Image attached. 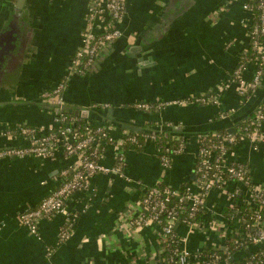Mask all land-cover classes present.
Wrapping results in <instances>:
<instances>
[{
	"label": "crops",
	"instance_id": "crops-1",
	"mask_svg": "<svg viewBox=\"0 0 264 264\" xmlns=\"http://www.w3.org/2000/svg\"><path fill=\"white\" fill-rule=\"evenodd\" d=\"M249 1L126 0L122 37L101 50L92 72L79 75L71 65L82 46L88 0H0L1 42L15 37L17 45L0 66V129L27 125L49 132L57 127V108L43 94L66 80L64 97L71 112L109 128L112 142L104 144L102 163L115 167L122 153L125 160L122 175L98 174L70 197L67 205L77 216L73 236L62 241L63 215L42 219L36 234L20 224L19 215L57 189L61 170L72 167L76 158L62 151L53 157H0V264H153L161 251L156 232L129 225L142 212L141 190L161 183L173 188L190 184L198 162L197 135L231 125L226 113L235 120L245 118L264 98L260 88L243 100L232 82L249 43L243 11ZM106 21L100 18L95 29ZM253 72L249 65L245 76ZM7 73L14 74L12 80ZM193 96L213 101L152 110L134 107ZM217 113L224 115L216 119ZM150 124L183 128L185 148L172 156L169 168L153 140L146 139L141 150L126 144L130 132L148 133ZM26 143L0 138V149ZM228 158L247 164L253 182L264 183V144L255 148L243 137ZM231 189L211 193L204 219H219L234 234L240 222L227 218ZM241 193L242 203L247 195ZM179 232L186 235L187 229L180 226ZM226 245L214 233H198L189 247L196 251ZM254 249L237 251L232 261H243Z\"/></svg>",
	"mask_w": 264,
	"mask_h": 264
},
{
	"label": "built area",
	"instance_id": "built-area-1",
	"mask_svg": "<svg viewBox=\"0 0 264 264\" xmlns=\"http://www.w3.org/2000/svg\"><path fill=\"white\" fill-rule=\"evenodd\" d=\"M244 20L248 28L249 43L243 49L240 61L236 67L232 82L238 85V93L243 100H249L250 94L256 93L264 85V0H250L243 4ZM219 14L221 11H218ZM126 14V0H88V14L86 17V28L83 31L82 46L76 51L71 65L72 73L85 75L93 68L101 50L108 44L113 43L123 35L122 22ZM106 17V23L95 29L97 21ZM254 66V72L247 78L248 66ZM67 81H61L56 88L43 94L46 100L60 110L55 118V128L49 132L27 125H17L0 129V138H22L27 143L24 146L14 145L0 149V157H53L62 151L65 155L76 158L72 167L60 172V186L48 194L37 206L22 212L19 215L20 224L29 227L31 232L37 233L39 222L42 219L51 218L55 215H63L65 223L60 230L62 241L73 236V220L77 216L67 203L71 196L83 191L89 186L92 178L98 174L115 173L122 175L125 160L123 153L119 155L115 167H108L102 163L104 144L111 143L112 137L108 126L92 124L85 120V125L80 124L82 117L67 118L62 112L66 108L64 91ZM193 99V100H190ZM211 98L204 96L186 97L175 101H161L155 105L149 103H136L134 107L143 110L161 109L171 105L182 103L212 102ZM235 110L232 109L231 113ZM69 123L63 126L64 121ZM251 125L253 129L242 136L252 141L255 148L264 144V110L259 109ZM251 126V127H252ZM170 127V124H168ZM146 139L155 142V136L146 134ZM198 159L197 179L188 184V187L180 198L179 203L190 205L188 218L179 220L182 212L180 205L169 206L171 195H177L178 189L166 187L163 190L157 187H146L141 190L140 206L142 212L131 218L130 226L139 231L144 227L154 229L161 243L160 254L157 255L153 264H166L163 256L168 251L170 260L176 264H227L232 260L234 254L249 246L255 249L236 264H264V183L253 182L249 166L245 163L232 161L228 158L237 141L236 136L231 133L221 137L220 143L206 147L201 135H197ZM126 141L131 145H140L135 135L127 136ZM135 147V146H134ZM185 148L182 144L172 151L171 156L162 155L161 161L165 168H169L174 154L181 153ZM218 150V153H214ZM158 152V151H157ZM160 154V152H158ZM230 205L235 208L236 196L245 191L247 199L244 211L235 209L232 214L228 213L229 221L238 220L240 228L237 232L229 234L228 227L219 219L206 223L203 215L201 221L195 220L198 211L205 212L207 200L213 191L228 190ZM241 203V201H239ZM140 211V210H138ZM185 227L187 234L179 232V227ZM232 230V229H231ZM216 234L220 241L226 240L225 248L212 247L209 249L192 250L191 238L198 234ZM209 237V236H208ZM225 253V257L222 253ZM223 253V254H224Z\"/></svg>",
	"mask_w": 264,
	"mask_h": 264
},
{
	"label": "trees",
	"instance_id": "trees-1",
	"mask_svg": "<svg viewBox=\"0 0 264 264\" xmlns=\"http://www.w3.org/2000/svg\"><path fill=\"white\" fill-rule=\"evenodd\" d=\"M260 94L264 95V85L261 87V91L259 92ZM256 94V93H254ZM253 94H250L249 96H252ZM193 100V99H190ZM194 104L200 105L203 104L201 102H194ZM56 110V107H54ZM262 109L264 110V98L258 103L257 107L251 112L249 113L245 118L243 119H239V120H235V118L232 116V114L226 113L227 116H230L232 118V124L227 126V127H223V128H219L213 131H209V132H204L198 135H201V139L204 140L203 142L205 143L206 147H210L211 145L220 143L221 137L224 136L225 134L231 133L234 136H236L237 141H239L241 139L242 136L248 134L252 129L253 126L251 125V122L256 114V112ZM62 114H65L67 116V118L70 117H81L76 115L75 113L71 112L70 108L67 107L65 110L62 112ZM222 115H224L223 113H217L216 114V119H218L219 117H221ZM80 124L85 125V120L83 118H80ZM69 119H67L66 121H64L63 126L67 125L69 123ZM172 126V125H171ZM252 126V127H251ZM59 128H54L53 130H58ZM149 134L154 135L155 136V145L157 148V151L160 152L159 157L162 158V155H169L171 156L172 151L174 149L179 148L182 144H186V137L184 134V131H175L173 127H168V126H160L158 124H150L148 127V130H146ZM146 132H141V133H136V132H130L128 136H132L135 135L137 137V139L139 140V142L142 144V146L140 145H134L135 149L141 150L144 146V142L146 140V134H148ZM126 144H130L128 141H126ZM5 148V147H3ZM214 153H218V150H215ZM199 165V159L197 162V166L195 168V171L193 173V179L192 181H195L197 179V167ZM188 182L184 181L181 183V185L179 187H177L178 189V193L177 195H171L170 199H169V206H175V205H180V209H181V213L179 215V220H182L184 218H188L190 215V205L188 203H179L180 198L183 196V194L185 193L187 187H188ZM152 187H157L159 189H164V188H168L167 185L161 183V184H155ZM171 189V187H169ZM141 195L143 196L144 194L141 193ZM241 198H243V193H239L236 196L235 199V203L236 206L233 209L229 208V213H233L235 212V209H239L241 210L243 213H245V218L249 219V214L247 212L244 211L245 209V204L243 203H239V201H241ZM203 215L204 212L203 211H198L195 214V220L196 221H201L203 219ZM222 253V255L225 257V253L220 251ZM224 253V254H223ZM165 260H166V264H176L174 261L170 260V254L167 252H165L163 254ZM227 264H236L234 261L229 260L226 261Z\"/></svg>",
	"mask_w": 264,
	"mask_h": 264
},
{
	"label": "water",
	"instance_id": "water-1",
	"mask_svg": "<svg viewBox=\"0 0 264 264\" xmlns=\"http://www.w3.org/2000/svg\"><path fill=\"white\" fill-rule=\"evenodd\" d=\"M3 40V39H2ZM13 41V42H12ZM12 42V43H11ZM16 42V38L15 37H13L10 41H8L7 42V44H9V49L8 50H6L5 52H0V62H5V59H4V57H3V55L5 56V57H8V56H10V53L12 52V51H14V50H16V47H17V45L16 44H14ZM3 45H4V43L3 42H1V39H0V48H2L3 47ZM97 62H96V64L93 66V68H95L96 66H97ZM93 68L90 70V72H92L93 71ZM56 112L57 113H59L60 112V110L59 109H57L56 110ZM81 114H82V116L84 117V118H89V113H88V111H83V112H81ZM126 128L127 129H129V130H133V131H137V130H139V129H135V128H132V127H129V126H126ZM182 127H175L174 128V130L175 131H182Z\"/></svg>",
	"mask_w": 264,
	"mask_h": 264
},
{
	"label": "flooded vegetation",
	"instance_id": "flooded-vegetation-1",
	"mask_svg": "<svg viewBox=\"0 0 264 264\" xmlns=\"http://www.w3.org/2000/svg\"><path fill=\"white\" fill-rule=\"evenodd\" d=\"M1 41H2V39H1ZM10 47H9V44H7L6 42H5V44L3 45V47L2 48H0V52H5L6 50H8ZM24 50V47L23 48H21V52ZM3 57H4V59L6 60V57L3 55ZM4 63V62H3ZM2 62H0V66H2V64H3ZM13 76H14V74L13 73H7V75H6V77L8 78V80H12L13 79Z\"/></svg>",
	"mask_w": 264,
	"mask_h": 264
}]
</instances>
